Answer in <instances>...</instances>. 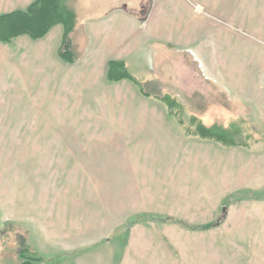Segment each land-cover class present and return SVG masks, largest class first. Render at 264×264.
<instances>
[{
	"label": "rangeland",
	"instance_id": "1",
	"mask_svg": "<svg viewBox=\"0 0 264 264\" xmlns=\"http://www.w3.org/2000/svg\"><path fill=\"white\" fill-rule=\"evenodd\" d=\"M68 2L76 15L70 40L79 64L71 66L74 63L60 57L62 44L56 46L62 42L61 24L52 31L49 44L28 36L0 44V264H20V252L28 243L46 264H117L120 258L119 264H264V200L233 198L224 205L242 190L264 194V0H158L149 28L128 45L130 52L134 50L128 56V71L147 93L175 92L185 118L196 115L207 126L242 119L251 127L249 148L230 149L183 141L158 101L144 99L138 87L108 83L100 66L95 76L86 72L82 49L89 43L87 22L110 15L120 3ZM179 3L203 20V39L185 33L190 16L176 8ZM128 4L138 5L125 8L128 14L147 20V1ZM159 21H164L161 30ZM227 22L237 36L252 40L250 46L235 41L233 67L236 77L245 75L248 85L252 81L251 87L263 86V113L259 100L244 97L238 83L216 87L202 76L200 65L180 69L184 88L166 80L175 72L173 61L192 64L193 52L202 53L203 47L205 70H211L213 47L218 46L216 25ZM124 24L117 28L127 41L131 30ZM107 49L99 51L101 58L109 56ZM97 50L95 46L94 54ZM195 74L203 83L196 85ZM132 123L143 124L142 133L135 132ZM190 156L197 157L189 163ZM118 158L130 159L138 170H155L142 199L135 195L132 200L128 193L118 198L107 188L114 184L106 176L114 167H107ZM184 163L186 176L205 177L209 172L218 178L219 189L193 186L190 178H170L167 171ZM117 199L123 211V202L135 201L153 214L131 210V218L122 222L120 215L112 214ZM217 221L221 223L216 228L192 230ZM135 227H140L138 232ZM89 229L96 233L91 240ZM86 244L92 245L89 250L81 249Z\"/></svg>",
	"mask_w": 264,
	"mask_h": 264
},
{
	"label": "crops",
	"instance_id": "2",
	"mask_svg": "<svg viewBox=\"0 0 264 264\" xmlns=\"http://www.w3.org/2000/svg\"><path fill=\"white\" fill-rule=\"evenodd\" d=\"M35 1L36 0H0V16L4 15V14H9V13H12L15 11H19V10L24 11ZM100 1H102V0H100ZM106 1L120 3V6L118 7V10L113 11L110 15H108L106 17H101L99 19L90 20L87 22L88 26L86 27V34H87V39H88L89 43H88V46H86V44H85V48L82 49L83 50L82 64L84 66V70L86 72H89L90 75H92V76H95L98 73L97 70L99 71V69L96 67L100 66L101 67L100 72L103 71V73L107 79L108 63L110 61H122V62L126 63V66L128 65V61H127L129 59L128 56L133 55L132 53L134 51L132 49V51L130 52V47H128V45L130 43H132L133 39L138 38L139 35H141L142 31L149 28V24L153 20L155 13L158 9V4H157L158 0H106ZM144 1H147L149 3V10H148V14H147L148 16H147V20L145 22L143 20L137 19L136 16H131L125 10V8H131V7L133 8L134 6L135 7L138 6V5H132L131 6L128 3H135V2L141 3ZM168 1H174L177 3V2H181L182 0H168ZM176 8L180 9L181 12H183L186 16H188V15L190 16V19L187 22L188 27L185 29V33H189V32L193 33L195 40H198L199 34H200L201 38L203 39V36H202L203 20L197 19L196 16L192 13V11L189 10V7L186 4H180L179 3L178 5H176ZM217 12L219 13V10ZM121 23L122 24L125 23L124 24L125 28H127L129 31L131 30V32H129V35L127 37V39H128L127 41L121 37V34H122V31L120 32L121 29L117 28L118 24L121 25ZM158 23H159L158 30H161L162 28H164V25H162V23H164V21H159ZM110 25H112V26L114 25V26H116V28L113 27L115 29L110 30L111 29V28L109 29ZM59 26L60 25L55 26L49 32V35L46 38H44L43 40H39L37 42H45L47 44L51 43V41H52L50 39L51 33L54 29H56ZM63 34H64V29H63ZM215 35L216 36H214V39L217 40L218 46L213 47L212 58H211V60H212L211 61V64H212L211 70L210 69L205 70V63H204V60L202 58L203 52H204V47H203L202 53H200L198 50H195L193 52V54L195 55V60H194V63H192V64L189 63L185 59H180L179 62L173 61L174 66H175V68H174L175 72H173V73L170 72L168 75V79H166V80L172 81V82L177 81L179 84V87H183L181 85L182 84V81H181L182 78H180V76H181L180 69L182 70V68L184 66L190 65L193 67L196 64L200 65L202 76L205 75L206 79L211 81L213 83V85H215L216 87H218L220 84H222L226 87H229L231 84L235 85L236 83H238L244 90V97H252V98L256 97L257 100H259V103L261 105L259 111L263 113V86L262 85H260V86L259 85H253L251 87L252 81H249V85H248L244 81L245 75H243L241 77H236L235 76V70L233 67L234 66V54H235V49H234L235 41L238 39V41H240L242 44H248L250 46V45H253L252 40L246 39L240 35L237 36L235 33V28L232 25H230L229 22H227V24H225L223 26H220L217 24ZM18 39H20V38H18ZM48 39H49V41L47 42ZM62 41H63V36H62ZM161 43H164V42L161 41ZM0 44L3 45V43H0ZM61 44H62V42H59L56 47H58V49H59ZM164 45L165 46L166 45L171 46L170 43H167V44L164 43ZM95 46H97L99 49V50H97L96 54H94V52H93L95 49ZM104 46H106L108 48L107 52L109 53L108 54L109 56L107 57L106 55H104V58H101V53L99 51H101V49H103ZM71 47H72V52L75 56V62L71 66H74V65L79 64V62H81L80 61L81 59H80V57H78V54H77L78 51L76 50V48L74 46H71ZM168 49H170V48L168 47ZM170 50H172V49H170ZM189 51H191V50L189 49ZM98 56H99V59H102L99 62L97 61ZM261 59L262 60H260V61L258 60V61H259V67L262 71L261 73H262V77H263V57H261ZM190 71L193 74V70L191 69ZM194 76H195L196 85H197V82L203 83L204 79L202 77H199L198 74H195ZM251 77H252V75H251ZM254 78L256 81L255 76H254ZM126 81H128V80H123L119 83H115V85L121 84L124 87L127 85L128 89L133 88L136 90L137 86L134 83L133 84L136 87H134L132 85H128L126 83ZM196 87L198 88V86H196ZM246 89H247V91H246ZM252 90L256 94L252 93ZM256 90H258V91L260 90V92H261L258 96H257ZM138 91H139V89H138ZM174 93L175 92H173V91H169V93H167L165 95H170L174 98H177ZM139 94H140V92H139ZM165 95H162V96H159V95L153 96L152 95V96L153 97H163ZM144 99L149 100L148 98H145V97H144ZM244 99H246V98H244ZM165 110H166L167 118L171 119V121H173L172 124L175 126L176 130L179 133V136L174 134L176 137L178 136L179 138L183 139V141H191V142L197 144L201 148H204L203 145H205V144H211L212 146H215L214 145L215 143H213V142L204 141V140H200L198 138L185 136L182 127L178 124L176 119L171 117L168 114V111L166 108H165ZM196 117H198V116H196ZM198 118H200L204 122L203 118H201V117H198ZM240 120H242V119H240ZM233 122H235V121H233ZM259 123H260L259 128L262 130L263 129V123H262V120L260 118H259ZM147 124H151V123L148 121ZM215 124H219V123H215ZM140 126H143V124H139L137 126L136 123L135 124L132 123V128H133V130H135V132L139 131L138 133H142ZM170 132L173 134L172 131H170ZM216 145H218V144H216ZM233 154H234L233 157H230V159H229L230 163H232L235 160L234 159L235 153H233ZM224 155H226V154H224ZM195 157H197V156H190L189 159L187 157V159H188L187 161L189 163H191V159H193ZM256 158H257V160H259L258 157H256ZM110 162H111V160H110ZM111 165L114 168H111V173L110 172L107 173L106 176L114 179V184L109 185L107 188H111L112 191H114L117 194V197L121 193H128V194L132 195L131 196V197H133L132 200H134L135 195H137V198H141L142 197L141 195L147 194V193H145L146 190H144V187H145V184H148L147 182H149V179H151V177L155 174V170L147 171L146 168L144 170H138V169H136V167H134V164H133V162L130 161V159L125 160L122 158H118L115 160L114 163H110V165L107 167V169ZM186 165L187 164L184 163L183 165H180V167L178 169H175V170L172 169V170L167 171L169 177L171 176L172 179H173V177H176V178L179 177V179H178L179 181H184L185 179L188 180L190 178V179H192V181H189L188 183L192 182L193 186L195 184L196 185H204L205 187H207L209 189V191H216L219 189V186H218L217 180H216L218 178H215L209 172H206L207 176H205V177H201L200 176L201 174L200 175L197 174L195 176H190V177L186 176L185 175V171H187V170H185ZM228 172H229V170H227V175H231L230 172L229 173ZM195 173H197V172H195ZM137 178H141L142 180H138ZM143 180H145V182L141 183ZM195 187H199V186H195ZM148 194H150V192H148ZM123 204L127 210L123 211L122 203H120L119 199H117V201H116L115 208L112 209L114 211L112 213L113 216L118 217V215H120L122 217V222L131 218V216H129L130 215L129 212L131 210L133 212L137 209H143V210L139 211L140 214H153V213H151V210L147 211L145 209V207H138L140 205L136 206L135 201H129V203L123 202ZM126 204H127V206H126ZM119 209H121V210L119 211ZM171 215L172 214H167L165 216H171ZM196 215H197V213H196ZM192 217L197 218V216L196 217L192 216ZM190 222L193 224H197V222H195V221L190 220ZM207 222H209V220H206V223ZM94 227H96V225ZM94 227H92V228H94ZM139 228L140 227H135L133 229V231L135 230V232H138ZM88 233H89L88 238H90L89 240H91L92 237L94 235H96V233H94L92 235L90 232V229L88 230ZM94 237H96V236H94ZM66 245H68V244H66ZM90 245L86 244L85 247H81V249L84 248L85 250H89L87 248H89ZM28 246L32 247V244L28 243Z\"/></svg>",
	"mask_w": 264,
	"mask_h": 264
},
{
	"label": "trees",
	"instance_id": "3",
	"mask_svg": "<svg viewBox=\"0 0 264 264\" xmlns=\"http://www.w3.org/2000/svg\"><path fill=\"white\" fill-rule=\"evenodd\" d=\"M69 0H36L26 10L15 11L0 16V43L11 44L13 40L22 36H28L32 40H41L57 26H64V34L60 57L67 63L73 64L75 56L72 52L70 36L75 27L76 15ZM65 47V50L63 48ZM128 80L134 83L139 92L148 99H153L162 104L168 114L175 118L182 127L185 136L200 140L213 142L223 148L243 147L249 148L251 139L254 138L244 120L230 123L228 126L213 124L207 126L200 118L190 116L185 118V107L174 97L165 95L153 97L147 93L141 83L137 81L128 71L126 63L122 61H110L108 63L107 81L110 84ZM233 198L263 199L264 194H256L249 190H242L234 194L224 202L229 205ZM145 217H148L145 215ZM221 222L212 223L208 226H193L194 231H206L216 228ZM121 259V258H120ZM117 262L119 264L120 262ZM20 264H46V260L38 256L29 246L22 248L20 252Z\"/></svg>",
	"mask_w": 264,
	"mask_h": 264
}]
</instances>
